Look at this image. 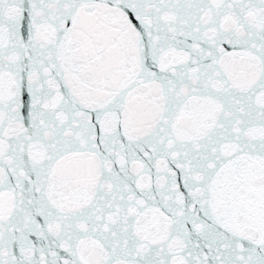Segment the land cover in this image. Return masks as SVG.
I'll use <instances>...</instances> for the list:
<instances>
[{"label": "snow or ice", "instance_id": "snow-or-ice-1", "mask_svg": "<svg viewBox=\"0 0 264 264\" xmlns=\"http://www.w3.org/2000/svg\"><path fill=\"white\" fill-rule=\"evenodd\" d=\"M0 264H264V0H0Z\"/></svg>", "mask_w": 264, "mask_h": 264}]
</instances>
